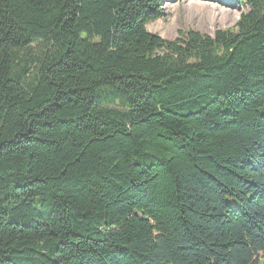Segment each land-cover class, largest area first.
<instances>
[{
  "label": "trees",
  "instance_id": "1",
  "mask_svg": "<svg viewBox=\"0 0 264 264\" xmlns=\"http://www.w3.org/2000/svg\"><path fill=\"white\" fill-rule=\"evenodd\" d=\"M163 1L0 0V264H264V0Z\"/></svg>",
  "mask_w": 264,
  "mask_h": 264
},
{
  "label": "rangeland",
  "instance_id": "2",
  "mask_svg": "<svg viewBox=\"0 0 264 264\" xmlns=\"http://www.w3.org/2000/svg\"><path fill=\"white\" fill-rule=\"evenodd\" d=\"M162 6V17L148 23L146 30L168 41L188 30L212 36L216 30L231 29L248 10L229 0H164Z\"/></svg>",
  "mask_w": 264,
  "mask_h": 264
}]
</instances>
